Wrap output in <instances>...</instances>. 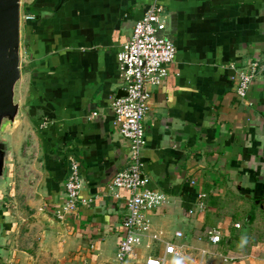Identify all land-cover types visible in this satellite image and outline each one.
<instances>
[{"label": "crops", "instance_id": "obj_1", "mask_svg": "<svg viewBox=\"0 0 264 264\" xmlns=\"http://www.w3.org/2000/svg\"><path fill=\"white\" fill-rule=\"evenodd\" d=\"M154 1H25L14 100L33 131V199L12 217L0 264H116L128 191L107 186L129 153L110 109L125 91L116 55ZM158 1L170 13L175 57L149 87L143 162L165 201L144 212L149 228L127 264L161 255L166 264H264V75L243 99L231 81V65L264 63V0ZM70 158L79 162L84 202L53 230L36 216L62 204ZM201 190L206 208L198 212ZM214 230L218 243L209 239Z\"/></svg>", "mask_w": 264, "mask_h": 264}, {"label": "built area", "instance_id": "obj_2", "mask_svg": "<svg viewBox=\"0 0 264 264\" xmlns=\"http://www.w3.org/2000/svg\"><path fill=\"white\" fill-rule=\"evenodd\" d=\"M169 15V11L158 0L148 5L143 15L132 24L129 37L120 44L116 55L125 96L114 98L110 109L114 115L113 127L127 141L129 151L126 167L118 171L107 186L111 191L118 188L128 191L125 231L115 252L116 264H127L135 247L146 234L149 222L144 212L158 208L165 201L163 193L149 186V179L144 173L143 151L146 142L143 119L150 99L149 87L156 86L163 80L167 67L174 61L175 47L167 30ZM231 68L234 92L242 99L255 78L264 75V63L259 61H251L243 67L231 65ZM96 115L97 112L90 113L92 117ZM44 126L45 123L40 125ZM69 160L63 201L60 207L53 211L56 218L61 219L74 213L78 202H84L78 198L81 189L79 162L74 158ZM189 184L194 187L197 181L190 179ZM205 199V192H196L195 210L200 212L206 208ZM176 234L182 236L180 232ZM209 239L212 243H218L219 231H210ZM165 251L177 253L175 246L170 243H165ZM145 263L166 264L165 256L148 257Z\"/></svg>", "mask_w": 264, "mask_h": 264}, {"label": "water", "instance_id": "obj_3", "mask_svg": "<svg viewBox=\"0 0 264 264\" xmlns=\"http://www.w3.org/2000/svg\"><path fill=\"white\" fill-rule=\"evenodd\" d=\"M20 0H0V256L5 238L12 228L10 207L1 195L9 179V163L12 156L11 143L4 134L8 124L12 126L20 115L14 100V87L20 78ZM125 96L119 90L116 97ZM37 219L48 228L59 230V220L49 211H40Z\"/></svg>", "mask_w": 264, "mask_h": 264}, {"label": "rangeland", "instance_id": "obj_4", "mask_svg": "<svg viewBox=\"0 0 264 264\" xmlns=\"http://www.w3.org/2000/svg\"><path fill=\"white\" fill-rule=\"evenodd\" d=\"M26 0H20V15L21 21L23 19V10ZM22 109L20 110V115L16 120V123L12 126L6 125L4 128V134L8 137L9 142L12 144V159L9 163L12 168V176L9 177L7 185L2 189L1 195L5 199L6 203L12 209L10 218L20 216L24 208L28 207V202L33 199L31 192V184L26 175L32 176V162L35 155V146L33 141V131L31 128L23 121ZM22 164L20 165V161ZM15 169H19L15 176ZM19 178V181L16 180ZM27 179V181H26ZM17 187V188H16ZM13 207V208H12ZM23 209V210H22ZM17 212L19 213L17 216Z\"/></svg>", "mask_w": 264, "mask_h": 264}]
</instances>
